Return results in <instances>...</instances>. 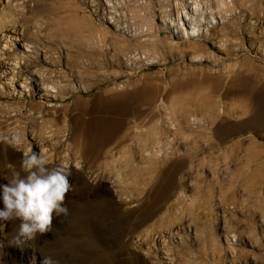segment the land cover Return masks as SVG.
<instances>
[{
	"label": "rangeland",
	"instance_id": "obj_1",
	"mask_svg": "<svg viewBox=\"0 0 264 264\" xmlns=\"http://www.w3.org/2000/svg\"><path fill=\"white\" fill-rule=\"evenodd\" d=\"M224 1L0 0V209L22 151L73 189L52 231L0 224V264H264V0ZM92 122L117 129L93 166Z\"/></svg>",
	"mask_w": 264,
	"mask_h": 264
},
{
	"label": "clouds",
	"instance_id": "obj_2",
	"mask_svg": "<svg viewBox=\"0 0 264 264\" xmlns=\"http://www.w3.org/2000/svg\"><path fill=\"white\" fill-rule=\"evenodd\" d=\"M5 142L22 151L19 147L20 136L12 133L5 137ZM21 170L13 174L8 184L2 186L3 209H0V224L19 220L16 234L10 244L19 245L33 240L37 233L52 231L53 213L57 217H66L69 209L65 196L72 191L68 181L69 172L63 165L49 167V160L40 152L22 151ZM41 264H59L50 256H43Z\"/></svg>",
	"mask_w": 264,
	"mask_h": 264
},
{
	"label": "bare ground",
	"instance_id": "obj_3",
	"mask_svg": "<svg viewBox=\"0 0 264 264\" xmlns=\"http://www.w3.org/2000/svg\"><path fill=\"white\" fill-rule=\"evenodd\" d=\"M199 5V2L197 1V3ZM220 5L223 6H227L226 1L222 0V2L220 3ZM197 12V8L194 7H190V12H187V17L190 20H194L196 23V19H195V14ZM214 22H216V19L213 17ZM197 29L195 27L194 32L196 33ZM43 85L44 87H47L48 90H53V89H57V87L54 86V84L52 82H47L43 80ZM124 94H128V93H124ZM130 96V101L127 100L126 102H122L117 106L116 110L117 111H123V112H127L128 107L131 103V100L134 98H138L140 96V93L138 91H134L131 92L130 94H128ZM127 95V96H128ZM116 131L117 129L114 128V122H96V123H91L89 124L88 128H87V150L86 153L88 156H90L91 158V162L90 164L93 166L95 165V162H97L99 160V158L102 156L103 152L106 151V149L110 148V146L114 145L116 143ZM219 132H223L222 129H218ZM222 134V133H221ZM168 186L167 183H163L160 184L157 188L153 189L150 196L151 199L147 202H152L151 208H149L146 213L147 215H149L150 213H152L154 211V209L157 206H160L163 202H165L168 198ZM147 204V203H146ZM150 205V204H149Z\"/></svg>",
	"mask_w": 264,
	"mask_h": 264
}]
</instances>
